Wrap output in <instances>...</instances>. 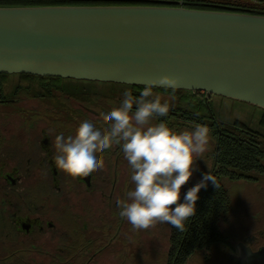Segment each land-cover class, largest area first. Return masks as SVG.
I'll return each instance as SVG.
<instances>
[{"label":"flooded vegetation","instance_id":"1","mask_svg":"<svg viewBox=\"0 0 264 264\" xmlns=\"http://www.w3.org/2000/svg\"><path fill=\"white\" fill-rule=\"evenodd\" d=\"M19 81L11 79L15 86L0 97V264H264L262 175L232 180L254 183L235 195L223 177L225 191L214 198L208 181L183 231L166 223L134 231L118 214L117 201L134 187L120 145L87 176L68 175L53 160L55 135L73 134L120 100L63 94L50 106L46 95L25 93ZM157 120L177 129L173 114ZM195 184L189 178L182 186L180 202Z\"/></svg>","mask_w":264,"mask_h":264},{"label":"water","instance_id":"2","mask_svg":"<svg viewBox=\"0 0 264 264\" xmlns=\"http://www.w3.org/2000/svg\"><path fill=\"white\" fill-rule=\"evenodd\" d=\"M0 73L181 87L264 109V15L157 5L0 6Z\"/></svg>","mask_w":264,"mask_h":264},{"label":"clouds","instance_id":"3","mask_svg":"<svg viewBox=\"0 0 264 264\" xmlns=\"http://www.w3.org/2000/svg\"><path fill=\"white\" fill-rule=\"evenodd\" d=\"M179 87V77L163 74L152 78L139 95L125 89L119 106L84 119L73 134L54 137L55 166L73 177L103 169V153L114 144L122 147L134 187L117 201L118 214L134 231L165 223L183 231L196 212L201 188H206L208 181L220 187L216 177L207 172L180 202L182 186L197 170L196 161L208 151L210 129L196 123L175 130L166 121L157 120L174 107ZM158 88L170 89V94L164 97L155 91Z\"/></svg>","mask_w":264,"mask_h":264},{"label":"trees","instance_id":"4","mask_svg":"<svg viewBox=\"0 0 264 264\" xmlns=\"http://www.w3.org/2000/svg\"><path fill=\"white\" fill-rule=\"evenodd\" d=\"M186 8L245 12L264 15V0H0V6H30V5H157L179 6ZM19 78L17 83L25 88V93L36 96L46 95V99L56 98L63 94L73 96L82 94L83 100H96L103 102H120L123 92L129 89L134 95H139L144 85H130L113 82L103 84L111 85L116 89L106 95L98 91L93 83L99 81L77 80L58 76H41L29 73H0V97L9 93V87L15 86L11 82L13 77ZM89 82V84H84ZM84 85V86H83ZM85 85H88L87 87ZM80 87H85L79 89ZM161 94H170V89H155ZM92 94V97H88ZM116 95H119L118 97ZM174 107L169 111L177 117L178 122L206 124L212 131L215 139V147L212 153L213 169L211 175L215 176L219 183L217 189L209 181L208 191L211 198L216 192L224 193L222 178L230 180L253 179L254 175H264V132L254 130L245 123L236 120L233 123L219 122L215 117L210 99L205 100L206 93L203 91H190L177 89ZM260 124L264 128V109Z\"/></svg>","mask_w":264,"mask_h":264},{"label":"rangeland","instance_id":"5","mask_svg":"<svg viewBox=\"0 0 264 264\" xmlns=\"http://www.w3.org/2000/svg\"><path fill=\"white\" fill-rule=\"evenodd\" d=\"M247 1V0H243ZM13 78H16L15 76ZM105 83V82H103ZM102 82L93 83L98 91L103 92V94H110L116 89H112L111 85L103 84ZM84 84H89V82H84ZM84 86V85H83ZM86 87L88 85H85ZM204 92V91H203ZM164 97H167V94H161ZM57 99H50V106H53ZM53 102V103H52ZM210 104L213 110L215 117L219 122L223 123H233L236 120H239L250 128L264 132V128L260 124V119L262 115V108L233 98L223 97L219 95H212L210 97ZM193 123L188 122H177L176 130H184L190 128ZM215 147V139L213 137L212 131L210 130V143L208 151L204 154L203 158L196 161V171L193 172L192 178L195 183H198L203 175L209 172L213 165L212 153ZM223 182L228 189L230 194L241 193L245 189L251 188L254 184L249 180H240L232 181L228 178H223ZM262 187H264V175L261 177Z\"/></svg>","mask_w":264,"mask_h":264}]
</instances>
